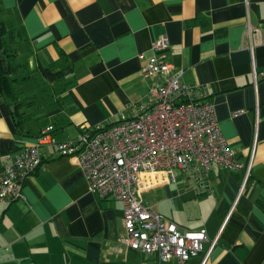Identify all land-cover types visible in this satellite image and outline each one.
<instances>
[{"label": "crops", "instance_id": "obj_1", "mask_svg": "<svg viewBox=\"0 0 264 264\" xmlns=\"http://www.w3.org/2000/svg\"><path fill=\"white\" fill-rule=\"evenodd\" d=\"M0 22L22 36L11 49L15 101L0 75V173L48 126L69 142L139 112L162 82L143 68L164 35L171 72L213 104L250 176L242 188L243 171L213 165L202 192L182 174L170 183L159 173L142 179L141 199L186 230L204 229V254L217 240L206 260L183 264H264V0H0ZM40 153L24 200L0 203V264H176L120 242L122 204L90 191L76 157L52 145Z\"/></svg>", "mask_w": 264, "mask_h": 264}, {"label": "built area", "instance_id": "obj_2", "mask_svg": "<svg viewBox=\"0 0 264 264\" xmlns=\"http://www.w3.org/2000/svg\"><path fill=\"white\" fill-rule=\"evenodd\" d=\"M167 48L164 35L151 44L152 55L146 59L144 73L160 76L162 82L149 88L139 112L130 118L122 116L109 126L82 129L69 142H57L53 127L44 128L0 173V203L24 200V180L42 163L40 147L52 145L60 157H76L91 192L122 204L125 235L121 243L156 255L163 263L174 260L183 264L199 255L206 260L217 240L210 242L204 254L205 230H186L145 206L142 179L160 173L176 183L179 173L207 192L208 175L217 165L230 172L243 171L244 188L251 164H241L221 135L213 104L194 100V88L182 83L181 74L171 72ZM260 76L264 78V72Z\"/></svg>", "mask_w": 264, "mask_h": 264}, {"label": "trees", "instance_id": "obj_3", "mask_svg": "<svg viewBox=\"0 0 264 264\" xmlns=\"http://www.w3.org/2000/svg\"><path fill=\"white\" fill-rule=\"evenodd\" d=\"M17 34V35H16ZM15 35L18 39L21 36V32L15 28H8L2 22H0V75L2 78V94L12 101H15V95L12 88V83H14L15 79H13V74L17 69V64L13 59L12 47L14 44ZM64 72H56L54 74L50 72H46L47 78L51 75L60 76ZM14 111H16V106L13 104ZM36 171V170H35ZM34 171V173H35ZM33 174V173H32ZM29 174L28 176H30Z\"/></svg>", "mask_w": 264, "mask_h": 264}, {"label": "rangeland", "instance_id": "obj_4", "mask_svg": "<svg viewBox=\"0 0 264 264\" xmlns=\"http://www.w3.org/2000/svg\"><path fill=\"white\" fill-rule=\"evenodd\" d=\"M18 74H19V73H18ZM20 91H23V89H21ZM143 199L145 200V202L148 201V199L150 200V195L145 194V195L143 196Z\"/></svg>", "mask_w": 264, "mask_h": 264}, {"label": "water", "instance_id": "obj_5", "mask_svg": "<svg viewBox=\"0 0 264 264\" xmlns=\"http://www.w3.org/2000/svg\"><path fill=\"white\" fill-rule=\"evenodd\" d=\"M12 108V107H11Z\"/></svg>", "mask_w": 264, "mask_h": 264}]
</instances>
